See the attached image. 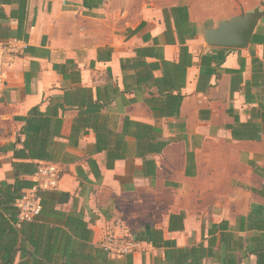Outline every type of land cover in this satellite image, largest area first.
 <instances>
[{
    "label": "crops",
    "instance_id": "crops-1",
    "mask_svg": "<svg viewBox=\"0 0 264 264\" xmlns=\"http://www.w3.org/2000/svg\"><path fill=\"white\" fill-rule=\"evenodd\" d=\"M257 2L29 0L19 39L0 38L17 45L0 84V189L24 160L14 154L25 140L20 118L58 107V140L73 160L34 162L57 166L49 190L69 193L57 207L83 218L93 246L129 232L142 241L133 264L165 263L167 250L193 247L201 264H256L264 16L246 48L210 46L204 31ZM3 8L0 23L17 31L18 5ZM109 152L120 154L112 168Z\"/></svg>",
    "mask_w": 264,
    "mask_h": 264
},
{
    "label": "trees",
    "instance_id": "trees-1",
    "mask_svg": "<svg viewBox=\"0 0 264 264\" xmlns=\"http://www.w3.org/2000/svg\"><path fill=\"white\" fill-rule=\"evenodd\" d=\"M28 1L0 0V19H7L3 5L13 3L18 5V11H13L11 17L19 18L17 31L0 23V38H18ZM86 3L97 7L103 0H86ZM177 10L183 9L173 8L172 12ZM20 119L25 122L22 129L25 140L23 147L17 148L14 154L16 159L24 160L13 162L16 180L0 189V264H14L17 253L19 261L16 264H117L108 251L91 244L93 230L88 228L81 216L57 207L68 201L70 195L67 192L39 190L40 213L31 221H19L16 201L36 184L35 180L25 178L37 172L38 164L34 161L59 163L73 160V154L66 150L65 142L58 140L63 124L58 107L44 115L29 114ZM17 141H20V137ZM118 158L119 153L109 152L108 167L112 168ZM254 191L264 196V187ZM252 222L256 232L252 235L255 247L251 253L257 256L256 264H264V214H258ZM201 257L202 250L196 247L171 248L166 251L165 263L158 260L156 264H201ZM125 264H133L132 254L125 256ZM224 264L233 263L225 261Z\"/></svg>",
    "mask_w": 264,
    "mask_h": 264
},
{
    "label": "built area",
    "instance_id": "built-area-1",
    "mask_svg": "<svg viewBox=\"0 0 264 264\" xmlns=\"http://www.w3.org/2000/svg\"><path fill=\"white\" fill-rule=\"evenodd\" d=\"M14 42L0 41V84H3L6 78L5 64L16 52L17 45ZM35 175V186L26 190L24 195L16 201V207L19 209V221H31L38 216L42 208L38 192L41 189H54L57 186L59 170L55 164L40 165ZM141 245L142 241L137 240L129 232L108 233L100 244L115 257L133 254L141 248Z\"/></svg>",
    "mask_w": 264,
    "mask_h": 264
},
{
    "label": "water",
    "instance_id": "water-1",
    "mask_svg": "<svg viewBox=\"0 0 264 264\" xmlns=\"http://www.w3.org/2000/svg\"><path fill=\"white\" fill-rule=\"evenodd\" d=\"M263 16L264 10L257 8L221 20L215 27L204 31L205 41L210 46L246 48L251 43Z\"/></svg>",
    "mask_w": 264,
    "mask_h": 264
},
{
    "label": "rangeland",
    "instance_id": "rangeland-1",
    "mask_svg": "<svg viewBox=\"0 0 264 264\" xmlns=\"http://www.w3.org/2000/svg\"><path fill=\"white\" fill-rule=\"evenodd\" d=\"M257 7L260 8V9H264V5H262L261 0H258V2H257ZM117 258H118V257H117Z\"/></svg>",
    "mask_w": 264,
    "mask_h": 264
}]
</instances>
